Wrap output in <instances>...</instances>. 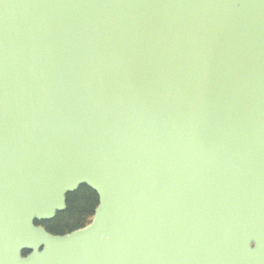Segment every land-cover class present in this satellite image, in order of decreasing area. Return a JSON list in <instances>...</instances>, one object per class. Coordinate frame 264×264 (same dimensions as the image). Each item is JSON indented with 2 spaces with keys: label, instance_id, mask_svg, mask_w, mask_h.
<instances>
[{
  "label": "water",
  "instance_id": "obj_1",
  "mask_svg": "<svg viewBox=\"0 0 264 264\" xmlns=\"http://www.w3.org/2000/svg\"><path fill=\"white\" fill-rule=\"evenodd\" d=\"M0 264H264V0H0Z\"/></svg>",
  "mask_w": 264,
  "mask_h": 264
},
{
  "label": "trees",
  "instance_id": "obj_2",
  "mask_svg": "<svg viewBox=\"0 0 264 264\" xmlns=\"http://www.w3.org/2000/svg\"><path fill=\"white\" fill-rule=\"evenodd\" d=\"M98 196L87 186H82L77 192L67 196V209L62 215H58L51 223L50 232L65 234L77 228L86 226L93 217ZM43 225L42 222H36Z\"/></svg>",
  "mask_w": 264,
  "mask_h": 264
},
{
  "label": "flooded vegetation",
  "instance_id": "obj_3",
  "mask_svg": "<svg viewBox=\"0 0 264 264\" xmlns=\"http://www.w3.org/2000/svg\"><path fill=\"white\" fill-rule=\"evenodd\" d=\"M82 186H86V185H82ZM82 186H80V187H82ZM80 187L78 188V190L80 189ZM89 188V187H88ZM78 190H76L75 192H77ZM90 190H92L91 188H90ZM97 196H98V194L94 191V190H92ZM72 193H74V192H72ZM98 199H99V197H98ZM98 204H99V201H98V203H97V205H95V207H94V211H93V216H94V213H95V210H96V207L98 206ZM67 209V208H66ZM66 210H64V211H61V212H58L57 213V215H56V217L58 216V215H62V213H64ZM55 217V218H56ZM55 218H53V219H50V220H43V226L44 227H46L48 230H50V226H51V223L50 222H52Z\"/></svg>",
  "mask_w": 264,
  "mask_h": 264
}]
</instances>
